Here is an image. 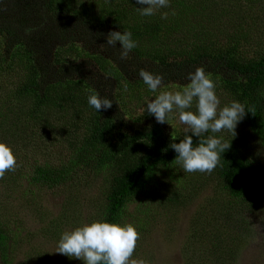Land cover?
<instances>
[{"label":"rangeland","instance_id":"374dc122","mask_svg":"<svg viewBox=\"0 0 264 264\" xmlns=\"http://www.w3.org/2000/svg\"><path fill=\"white\" fill-rule=\"evenodd\" d=\"M46 1L0 0V109L11 117L12 129L17 130L18 124H23L22 108L31 103V98H21L16 105L14 101L13 106L7 104V96L12 95L14 83L22 74V70L9 67L15 50L32 56L49 81L63 80L64 71L75 68L72 77L83 78L92 94L98 93L113 101L110 109L99 111L101 118L98 120L105 117L106 120L124 121L128 115L137 119L146 113L154 118L147 124L158 123L153 115L148 114L146 104L159 91L181 90L177 80L163 81L157 93L140 85L126 91L120 88L114 76L91 65V54H98L116 66L124 63L132 82L137 80V73L132 70L134 64L119 58L120 42L116 43L117 49L100 47L107 43L109 32L123 33L122 27L104 25L101 30H91L87 22L72 20L69 15L49 13ZM72 1L71 5L78 8L83 3L93 6L96 0H69ZM231 1L233 4L225 0H199L194 12L204 28L203 34L195 39L186 30V36L176 34V38L183 40L185 47L190 46L188 51L191 48L203 51L209 46L207 50L211 51L226 43V34L242 29L248 32L246 41L241 42L248 57L253 55V47L264 49V0ZM186 2L170 1L169 7L159 9L155 15L160 17L164 27H168L175 14L194 15ZM223 7L227 11H223ZM95 11H98L97 6ZM163 12L168 13L166 20L161 19ZM197 12L203 13L200 16ZM253 18L258 19L254 30ZM64 24L71 29L66 34H62ZM159 35H165L163 29ZM165 37L170 39L173 35L166 34ZM72 38L75 40L74 50L58 58L59 66L56 67L58 49ZM182 45L179 47L185 49ZM175 58L176 55L169 61ZM151 66L148 63L146 69L150 71ZM165 70H160L159 74L163 75ZM147 91L148 94L143 93ZM216 94L221 101L220 107L232 102L221 86H216ZM122 102L123 109L120 107ZM190 110L195 111V102ZM82 117L76 116L75 122L81 124ZM169 123L158 124L165 132H184L178 113L171 116ZM6 128L10 132L11 127ZM19 128L23 130L25 141L16 132L12 133L17 167L0 179V223L12 237L13 247L6 264H83L81 260L56 252L58 241L63 232L101 219L112 170L109 167L79 169L64 183L32 185L28 182L31 166H59L68 160L72 146L55 137L57 127L36 130L31 124L28 130L26 126ZM3 132L0 131V137ZM36 133L40 134L38 138L34 135ZM235 133L234 136L224 130L217 134L231 138L251 162L261 168L262 181L251 193V198L233 204L222 190L215 170L211 174L186 173L180 164L173 162L167 173L157 177L158 185L154 191L135 197L127 205L128 215L121 224L133 221L140 233L133 259H143L149 264H264V150L256 145L241 121ZM253 193L257 194L254 199ZM170 196L174 201H167Z\"/></svg>","mask_w":264,"mask_h":264},{"label":"trees","instance_id":"16d2710c","mask_svg":"<svg viewBox=\"0 0 264 264\" xmlns=\"http://www.w3.org/2000/svg\"><path fill=\"white\" fill-rule=\"evenodd\" d=\"M198 1L186 2L189 11L194 15L175 14L168 27H164L158 15L141 16L137 11L141 5H138L136 0H96L93 6L83 3L79 4L78 8L71 5L73 1L47 0L45 6L49 13L58 16L69 15L72 20L89 23L86 25L91 30L98 31L104 25L107 27L114 25L132 33V39L137 42V47L129 53L127 59L134 64L132 70L137 73V80L132 82L129 78L130 72L124 63L116 66L98 54H91V65L94 64L103 73L114 76L120 88L126 86L128 90L138 88L135 85H140L148 90L138 75L139 67L146 69L148 63L153 65L150 67V72L159 74L160 70L166 69L162 75L163 81L177 80L178 83H175L180 88L190 83L187 78L188 73L194 72L197 67H203L206 74L215 81L216 86H221L232 101L244 104L246 111L255 107V114L246 112L241 122L256 145L264 150V49L253 47V55L248 57L241 43L246 41L248 32L233 29L232 33L225 35L226 43L214 50H207L211 47L209 46L203 51H194V48L188 51L187 48L190 46L182 45L183 40L176 38V34L186 36L187 30L195 39H198L199 34H203L204 28L196 19L194 12ZM225 2L233 4L231 0ZM95 5L98 11H95ZM224 7L223 11H227ZM202 13L197 12L200 16ZM257 21L258 19L253 18V30ZM67 25L64 24L62 34L71 31ZM162 29L165 35L172 34L173 37L170 39L165 35L161 37L159 32ZM73 45H75L74 38L58 49L56 67L59 66V59L65 52L74 50ZM181 45L185 49L180 48ZM174 55L176 58L169 61ZM9 63L11 70L20 69L22 74L14 83L12 95L7 96L8 107L13 106V101L16 105L18 99L31 98V103L22 108L23 124H18L19 127L26 126L27 130L31 124L36 130L57 127L58 132L55 137L64 139L72 146L68 160L59 166L45 164L31 166L28 182L32 185L41 182L64 183L79 169L99 170L109 167L112 171L110 180L107 181L109 188L100 220L121 224L128 215L127 205L135 197L154 191L158 185L157 177L171 169L177 153L170 144L179 143L185 133L172 134L169 131L165 132L158 123L147 124L148 120L154 118L146 113L137 116V119L128 115L124 121L106 120L105 117L102 121L98 120L101 118L100 113L88 104V96L92 94L91 88L83 78L72 77L75 68H67L63 80L49 81L41 65H38L32 56L24 55L19 50L13 52ZM148 92L143 93L148 94ZM125 102L129 103L127 100ZM120 107L122 109L125 107L123 102ZM2 110L0 109V131L7 133L3 132L0 142L9 145L15 152L12 133L16 132L23 141L25 135L19 127L17 130L12 129L14 125L11 124V117L1 112ZM81 115L83 121L77 124L74 118ZM6 126L11 127L10 132ZM8 133L11 134L7 135ZM80 134H82L81 139H79ZM34 135L37 138L40 136L37 133ZM208 135L210 134H205ZM212 135L231 142V147L221 154L220 164L214 169L222 190L233 204L249 200L253 190L262 181L261 168L254 161L252 163L246 152L231 138L217 133ZM193 141L195 146L199 138L194 136ZM255 197L257 194L253 193V199ZM167 201H174V197L170 196ZM11 239L9 232L0 223L2 264H6L8 257L10 258Z\"/></svg>","mask_w":264,"mask_h":264},{"label":"clouds","instance_id":"9594fccd","mask_svg":"<svg viewBox=\"0 0 264 264\" xmlns=\"http://www.w3.org/2000/svg\"><path fill=\"white\" fill-rule=\"evenodd\" d=\"M136 3L141 5L137 11L143 17L153 16L159 9L170 6V0H136ZM167 18V12L161 13V19ZM117 42L121 44L118 48L121 60H126L129 53L137 47V42L132 39L130 31L109 32L107 43L100 47L117 49ZM138 75L151 92L157 93L161 88L163 83L161 74L141 68ZM187 78L190 83L181 90L159 91V94L146 104V110L161 124H170L171 116L178 113V120L184 126L185 135L179 143L170 144L177 153L176 163L180 164L186 173L211 174L220 164L221 154L231 147V142L224 141L216 135L205 134L228 130L235 136L238 122L244 118L246 112L255 114V107L246 111L245 105L238 101L220 107L216 83L206 74L203 67H197L194 72L188 73ZM194 102L195 111H192L190 109ZM112 103L111 99L101 97L98 93L88 96V104L98 112L101 109H110ZM194 136L199 138L195 146ZM16 167L17 159L13 150L6 143L0 142V179L6 172L15 171ZM139 239L140 233L131 223L98 220L63 232L56 252L81 260L83 264H149L143 259H133Z\"/></svg>","mask_w":264,"mask_h":264}]
</instances>
